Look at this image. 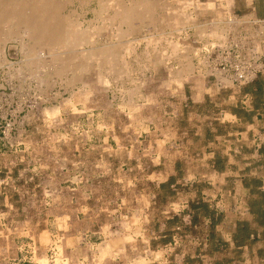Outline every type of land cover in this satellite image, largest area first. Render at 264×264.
I'll use <instances>...</instances> for the list:
<instances>
[{
	"label": "rangeland",
	"instance_id": "rangeland-1",
	"mask_svg": "<svg viewBox=\"0 0 264 264\" xmlns=\"http://www.w3.org/2000/svg\"><path fill=\"white\" fill-rule=\"evenodd\" d=\"M118 1L124 2L125 6L127 4L130 6L129 1L126 2L127 0H55L54 2L60 3L62 7L59 16H65L68 21H76L77 23H75L79 26L74 31L79 35L83 36L93 28L90 32L92 35L90 33H88L89 35L86 34L88 38H85L86 35L83 36L80 46L69 41V45L63 46L64 50L57 46L61 45L59 43L61 39H59L46 47L51 48L48 49L49 52H46L45 46H41L42 49L39 47L38 53L34 55L30 51V43L27 38L23 39L22 42L16 35L4 38L5 29L2 25L0 26V240H5L4 243L14 240L28 244L34 238H38L40 243L47 245L54 243V240L61 241L64 230L60 217L62 204L67 198L64 192L70 182L76 180L79 181L76 183L81 187L87 184L91 188L97 180L99 170L115 174H132L139 180V183L135 185L136 188H140L141 174L156 169V166L151 162H146V157H144L145 164L142 166L132 164L130 166L109 167L99 163V160L103 158L105 162L116 160L119 165L126 159L122 152L115 155L110 150H98L103 139H107V130L110 126L113 127L110 132H119L121 126L132 124L134 130L140 132V129L147 124V120L150 118L157 120L159 113H200L207 116L213 114V116H217L216 119L211 120V122L207 120L202 128L204 138L212 142L215 137L223 135L227 131L226 125L222 122L223 119L228 117H224V113H239L243 122H249L252 119L250 113H255L259 119L260 136L253 137L251 146L242 144L241 153L250 156L253 154V149L256 150L264 146V74L255 79L260 81V93L258 95L247 92L245 90L247 85L237 83H226L224 88L218 89L214 79L204 78V69H200L198 66L200 43H204V41H201L204 36L201 39L195 27L196 24L210 28L213 22H217L219 25L222 24L221 26L225 29V36L228 34L229 39L239 40L242 37H248L249 32L257 30V24L251 21H264V0H253L252 5L248 4L246 0H233L230 5H225L224 0H191L192 4L190 0H179L182 3L178 0V2L176 0H157L156 3L155 0H149V3L151 2L150 8L152 9L155 6L153 8H156V11L150 9L148 14H145V12L139 13L136 19L130 22L132 23L130 25L124 23L121 17L119 18L120 15L114 17L117 15L116 12L120 11L114 12L121 5ZM209 1H214L215 12L201 9L202 12L197 13V5ZM219 1L221 2L219 3ZM100 2L101 4H99ZM188 2L190 4L187 6ZM177 3L186 4L184 6L179 5L180 8L182 7V11ZM64 5L65 8H63ZM98 5H101V7H98ZM156 6H159V8ZM253 7L256 8L257 17L252 14ZM139 9L142 12V8ZM184 9L186 12L183 15L189 13L192 20L196 19L195 24L182 19ZM97 10L99 14H97ZM138 10H134L135 13ZM112 11L115 14H112ZM216 12H220V17L216 15ZM178 14H181V16ZM145 15L147 16L145 17ZM107 16L109 19L106 18ZM245 16L251 17L245 19ZM180 20L183 27L180 26L181 23L175 25V22L179 23ZM110 21L111 23L113 21L111 27L109 26ZM230 21L233 23H230ZM155 23L159 26H156ZM172 23H174V27ZM260 24L261 28H264L263 23ZM86 26L90 29L88 30ZM63 27L65 30L68 25L64 23ZM174 28H177V30ZM186 28L187 30H185ZM70 29L67 28V31H70ZM85 29L88 31L84 33ZM136 29L139 32L135 31ZM95 30H98L99 33ZM115 30L116 32H114ZM125 30L127 31L125 32ZM118 31L124 32L125 35L121 32L118 34ZM131 31L133 32L131 33ZM159 31L162 32V35ZM170 32L171 34H169ZM96 34H98V37ZM164 35L165 39L162 38ZM96 37L97 39H95ZM117 38L119 39L116 40ZM198 40L200 41L198 42ZM90 41L94 43L92 42V44ZM175 41L176 44H174ZM55 42L57 43L55 44ZM121 44H123V49ZM172 44L175 46L179 44V46H176L175 49ZM74 45L76 46L75 49L73 48ZM107 46L109 50L111 49L110 52H113L112 48H115L116 52L110 53L107 51ZM98 47L102 51H99L100 48ZM126 47L131 50L126 51ZM171 49L176 55L172 54ZM67 51L70 52H68V56ZM79 52H83L82 55L86 57L85 60L80 55L81 53L78 54ZM108 52L111 55L109 57V54L105 55ZM92 53H95V55H92ZM164 54L165 56L161 57ZM185 54L191 57L190 62L187 57L185 61L189 65L192 64V68L191 66L189 68L185 65L184 67L180 66L177 59ZM99 55L100 57H98ZM121 55L123 56L121 57ZM166 55H169L171 59L166 58ZM73 56L76 59H73ZM70 57L71 60H69ZM31 58H33V61H31ZM102 59L105 60L104 62L107 60L109 63L112 62V66L107 63L108 61L105 63L107 67L102 66L101 64L104 63ZM121 59L123 63L120 62ZM61 62L62 64H60ZM87 62L92 63H89V65ZM56 64L61 66L57 67ZM92 64H95L96 68ZM123 64H125L124 67L127 66L129 69H124ZM77 65L79 66L77 67ZM83 66L86 67H84L86 70ZM120 66L122 67L121 70H126H122L124 74L121 73ZM72 68L74 69L72 70ZM178 70L179 72H177ZM116 71L119 74H116ZM172 71L175 73L172 74ZM108 73H112V75ZM180 73L183 75L182 77L190 74V77L187 76L188 78L184 80L183 85L179 80L180 78L175 77ZM190 83H194L199 89L206 88L208 90L209 95L206 96L203 102L193 103L191 101ZM252 90L255 91V87ZM126 113H129V115L126 116ZM130 115L133 116L130 117ZM184 122H187V119ZM108 137L107 143L110 144L112 136ZM223 155L219 151L215 156L213 168L217 172H224L223 170L228 165ZM261 168L264 169V163ZM41 170L43 171L42 174ZM250 172H252L251 169L246 173L247 188L256 190L257 185L248 180L253 179ZM63 174L69 175L70 180L68 181L67 177L63 178ZM50 177L53 178L52 183L49 182L51 181L49 180ZM71 185L74 186L75 184ZM147 186L151 192L159 190L160 196L151 208L149 224L147 230L144 231L145 241L142 243L132 241L129 237L126 238L125 241L132 242L131 248H128L125 252L123 247H119L117 251L118 258L107 264H264V224H260L258 229L255 230V234H252L249 227L246 231H241L242 227L240 225L235 237L238 243L241 244V237L246 233L249 238L253 236L256 239L247 247H231L225 242L224 236L231 232L230 229H222V234L210 227L199 224L194 225L190 213H184L183 217L170 214L167 216L169 218L164 220L160 214V206L166 204L165 201L170 196L171 189L167 186L156 189L155 184L152 183ZM251 194H255L256 199L264 200L262 194ZM10 205L12 206L11 209L9 208ZM211 212L209 208H198L199 216L206 215L216 222L222 220V214ZM162 222L164 227H162ZM90 232L88 233L90 234ZM134 234H138V232L134 231ZM115 241L119 240L116 239ZM7 249L11 253V249L9 247ZM57 249L59 256L55 261H53L54 252L50 249L47 252V260L44 258L45 260L40 259V261L38 258H41L39 257L41 253H39L38 258L35 260L37 263L30 262L29 253L22 252L19 261L0 256V264H41L42 261L44 264H70L61 261L63 256L62 247L59 245ZM109 249V245L99 247L101 258L109 254Z\"/></svg>",
	"mask_w": 264,
	"mask_h": 264
},
{
	"label": "crops",
	"instance_id": "crops-1",
	"mask_svg": "<svg viewBox=\"0 0 264 264\" xmlns=\"http://www.w3.org/2000/svg\"><path fill=\"white\" fill-rule=\"evenodd\" d=\"M252 14L257 17L255 7L252 8ZM186 55L188 54L181 55L178 62L181 67L185 65L189 68L192 64L189 65L185 58L190 61L192 59ZM182 76H179V80L183 85L188 77ZM189 87L193 103H201L209 95L206 88L199 89L194 83H190ZM250 114L252 119L243 122L239 113H224V117L228 116L222 121L227 131L215 137L212 142L204 138L202 128L207 120L211 122L216 119L217 116L213 114L207 116L200 113H159V118L147 120L140 132L134 130L132 124L121 126L119 132H110L113 130L110 126L107 139H103L98 150H110L115 155L122 152L126 159L119 165L116 160L105 162L103 158L99 163L109 167L132 164L142 166L146 157V162H151L156 169L141 174L140 188H136L139 180L132 174H115L100 170L91 188L87 184L81 187L76 183L78 180L72 181L67 190L63 191L67 195L60 217L64 230L63 239L54 240L50 245L40 243L38 238L32 239L28 244L14 240L4 243L5 240H0V256L19 261L22 252H28L30 262L37 263L35 260L39 253V260H47V252L51 249L55 261L59 256L57 247L60 245L63 263H111L118 258L119 247H123L125 252L131 248L132 242L125 241L126 238L142 243L145 241L144 231L149 224L150 211L160 196L159 190H149V183L155 184L156 189L164 186L171 189L166 204L160 206V214L164 220H167L170 214L183 217L184 213H190L194 225L210 227L220 233L222 229H230L231 232L224 235L225 242L231 247H247L256 237L251 236L241 244L235 237L243 224L255 234L260 224L251 210V203L256 199L255 194L251 193L264 195V169L261 168L264 163V146L253 149L250 156L241 153L242 144L251 146L253 137L260 136L258 116L255 113ZM128 115L129 113H126V116ZM185 119L187 122H184ZM108 136H112L110 144L107 143ZM219 151L228 162L224 172H217L213 168L215 156ZM249 169L252 170L250 174L253 179L248 180L257 185L256 190L247 188L246 173ZM62 176L70 180L69 175ZM49 180L50 183L53 182V178L50 177ZM214 205L218 208L213 209ZM200 207L209 208L214 214H222V220L216 222L206 215L199 216ZM134 231L138 234H134ZM116 239L119 241H115ZM108 245L109 254L101 258L99 247ZM7 246L11 253L7 251Z\"/></svg>",
	"mask_w": 264,
	"mask_h": 264
},
{
	"label": "bare ground",
	"instance_id": "bare-ground-1",
	"mask_svg": "<svg viewBox=\"0 0 264 264\" xmlns=\"http://www.w3.org/2000/svg\"><path fill=\"white\" fill-rule=\"evenodd\" d=\"M55 1V0H54ZM53 0H0V26L2 25L3 26V29H5V32H4V38H10V37H12V36H17V37H19L20 38V41L22 42V40L23 39H25V38H27L28 39V42L30 43V51L34 54V55H36V53H38L37 51H38V48L40 47L41 48V46H45V48L47 47V46H49V45H51L54 41H57V40H59V39H61V41L59 40V43L61 44V45H57V46H60V48L62 49L63 48V46H66V44L67 45H69L68 44V42L69 41H72V42H70V43H74L75 45H77V46H80L81 45V41L83 40V36H85L86 34H88V33H90L91 31H92V29L93 28H91V30L90 31H88L89 29L87 28L88 26H86V28L88 29V30H86L85 29V31H84V33L86 32V31H88V33H83L84 35L82 36L81 34L79 35L76 31H74V29L76 28L77 29V27L79 26V25H77L74 21H68L67 19L68 18H65V16L63 17V15H61V16H59V13H60V10H62L61 8V4L60 3H55ZM61 1V0H60ZM64 1V0H63ZM72 1V0H71ZM74 1V0H73ZM86 1V0H85ZM96 1V0H95ZM99 1H101V0H99ZM116 1V0H115ZM129 1V5L130 6H128V4H127V6H125V3H124V5H123V3H121L120 1H118V2H120V4L121 5H119L118 7H117V9H115V11L114 12H116V11H119V12H116L117 13V15H115L114 17H116V16H118V15H120L119 16V18L121 17V19L124 21V23H127L128 25H130V24H132V23H130L131 21H134L135 19H136V17L138 16V14L139 13H143V12H145V14H148V12H150V6H151V2L149 3V0H127L126 2H128ZM150 1H153V0H150ZM156 1L157 0H155V3H156ZM179 1V0H178ZM177 0H176V2H178ZM181 1H183V0H181ZM181 1H179V2H181ZM184 1H187V0H184ZM189 1V0H188ZM218 1V0H217ZM247 1V3L248 4H250V5H252L251 3H252V1L253 0H246ZM83 2V1H82ZM82 2H81V4H82ZM88 2V1H87ZM98 2V1H97ZM105 2H107V1H105ZM111 2V1H110ZM114 2V1H113ZM113 2H112V6H113ZM158 2V1H157ZM221 1H219V3H220ZM224 2L226 3L225 5H230V4H232L233 3V0H224ZM69 4H70V2H68ZM74 3V2H73ZM115 3V2H114ZM182 3V2H181ZM190 3L192 4V2H191V0H190ZM189 2H188V4H187V6L190 4ZM86 4V3H85ZM99 4H101V2L99 3ZM103 4V3H102ZM107 4V3H106ZM116 5H117V3H115ZM115 4H114V6H115ZM153 4V3H152ZM159 4V3H158ZM158 4H156V5H158ZM163 4V3H162ZM166 4H170V3H166ZM178 4V3H177ZM184 4L185 3H183V5L182 4H178V7H179V5H181V6H184ZM195 4V3H194ZM218 4V3H217ZM67 5V4H66ZM153 5H155V4H153ZM161 5V4H160ZM176 5V4H175ZM186 5V4H185ZM221 5V4H220ZM87 6V5H86ZM101 7V5H98V7ZM109 6H111V5H109ZM145 6V7H144ZM192 6V5H191ZM80 7H81V5H80ZM103 7H104V4H103ZM103 7H102V9H103ZM153 7H155V6H153ZM152 7V9H153V11L156 9H154ZM156 7H158L159 8V6H156ZM164 7V6H163ZM169 7V6H168ZM176 7V6H175ZM196 7V6H195ZM63 8H65V5H64V7ZM108 8V7H107ZM115 8V7H114ZM139 8H142V12H141V9H139ZM165 8V7H164ZM180 8V7H179ZM188 8V7H187ZM187 8H185V9H187ZM200 8V9H199ZM217 8V7H216ZM97 9V8H96ZM99 9V8H98ZM105 9H106V7H105ZM113 9V8H112ZM139 9V10H138ZM151 9V10H152ZM167 9V8H166ZM181 9V11H182V7L180 8ZM179 9V10H180ZM185 9L183 10V12H182V16H181V14H178V15H180L181 17H182V19L184 20V21H186V22H191L192 24H195L194 23V21L196 20H192V16H190V14L188 13V15H183L184 14V12H186L185 11ZM201 9H206V11L207 10H209V11H213V12H215L214 10H215V4H214V1L212 2V1H209V2H206L205 4H199V6L197 5V13H201L202 12V10ZM74 10H76V9H74ZM134 10H138L137 11V13H135V11ZM159 10V9H158ZM162 10V9H161ZM176 10H177V8H176ZM226 10H228L227 8H226ZM109 11V10H108ZM156 11V10H155ZM173 11V10H172ZM174 11H175V9H174ZM76 12V11H75ZM83 12V11H82ZM99 11L97 10V14H99L98 13ZM104 12V11H103ZM160 12V11H159ZM162 12V11H161ZM192 12V11H191ZM227 12V11H226ZM106 13V12H105ZM105 13H104V15H105ZM110 13V12H109ZM153 13V12H152ZM175 13V12H174ZM181 13V12H180ZM74 14V13H73ZM112 14H115V13H113V11H112ZM160 14V13H159ZM220 14V12H216V15H219ZM65 15V14H64ZM76 15V14H75ZM107 15V14H106ZM111 15V14H110ZM154 15V14H153ZM153 15H152V18H153ZM158 15V14H157ZM177 15V14H176ZM228 15V14H227ZM77 16V15H76ZM147 15H145V17H146ZM179 16V17H180ZM97 17H98V15H97ZM99 17H101V16H99ZM112 17H113V15H112ZM156 17V16H155ZM154 17V18H155ZM161 17V16H160ZM218 17H220V15L218 16ZM251 16H245L244 18L245 19H249ZM72 18H73V16H72ZM78 18V17H77ZM76 18V19H77ZM105 18V17H104ZM107 19H109L108 18V16L106 17ZM105 18V19H106ZM231 18V17H230ZM99 19H101V18H99ZM113 19H115V18H113ZM147 19H149L148 17H147ZM175 19V18H174ZM179 19V18H178ZM178 19H176V20H178ZM181 19V20H182ZM73 20V19H72ZM104 20V19H103ZM115 20H117V19H115ZM158 20H159V18H158ZM173 20V19H172ZM181 20H180V22L179 23H176L175 22V25H179L180 23V26L181 27H183L182 25V22H181ZM221 20V19H220ZM231 20V19H230ZM101 21V20H100ZM107 21V20H106ZM109 21V20H108ZM120 21V20H119ZM118 21V22H119ZM122 21V22H123ZM153 21V20H152ZM152 21H151V23H152ZM160 21V20H159ZM162 21H163V19H162ZM103 22V21H102ZM101 22V23H102ZM115 22V21H114ZM117 22V23H118ZM121 22V23H122ZM171 22V21H170ZM185 22V23H186ZM213 22V21H212ZM65 23V25H68V27L67 28H71L70 29V31H67V28H65V30L63 29L64 27H63V24ZM67 23V24H66ZM107 23V22H106ZM109 23V22H108ZM112 23H113V21H112ZM112 23H111V21H110V24H109V26L111 25L112 26ZM148 23V22H147ZM156 23H157V21H156ZM156 23H155V25H156ZM220 23H222L221 21H220ZM224 23V22H223ZM230 23H233L232 21H230ZM78 24H80V23H78ZM85 24V23H84ZM91 24V23H90ZM90 24H88V25H90ZM104 24V23H103ZM123 24V23H122ZM127 24H125V25H127ZM135 24V23H134ZM142 24V23H141ZM160 24H162V23H160ZM171 24V23H170ZM173 24V27H174V23H172ZM189 24V23H188ZM199 24V23H198ZM208 24V23H207ZM100 25V24H99ZM145 25H149V24H145ZM153 25V24H152ZM151 25V26H152ZM165 25V24H164ZM186 25V24H185ZM203 25V24H202ZM222 25V24H221ZM221 25H219V24H217V22H213L212 23V25H211V27L210 28H207L205 25L204 26H201V25H196L195 24V27H196V30H197V33H198V36H201V39H202V37L204 36H209V37H212V38H216V39H221V40H225L226 39V36H225V29H224V27H222ZM104 26H105V24H104ZM110 26V27H111ZM117 26V25H116ZM120 26H121V24H120ZM124 26V25H123ZM142 26V25H141ZM146 26V28H148ZM156 26H159V25H156ZM166 26V25H165ZM187 26V25H186ZM185 26V27H186ZM93 27H95V26H93ZM101 27V26H100ZM99 27V28H100ZM118 27H119V25H118ZM128 27V26H127ZM138 27V26H137ZM140 27V26H139ZM138 27V28H139ZM143 27V26H142ZM153 27H155V26H153ZM229 27V26H228ZM230 27H231V25H230ZM83 28H85V27H83ZM106 28H107V26H106ZM114 28H116V27H114ZM120 28V27H119ZM124 28V27H123ZM129 28V27H128ZM130 28H132V29H134L133 27H130ZM136 28V27H135ZM144 28V27H143ZM159 28V27H158ZM190 28V27H189ZM75 29V30H76ZM96 29V28H95ZM154 30H155V28H153ZM157 29V28H156ZM174 29H176L177 30V28H174ZM263 30H264V28H262ZM111 30V29H110ZM110 30H108V31H110ZM121 30V29H120ZM128 30V29H127ZM127 30H125V32L127 31ZM165 30V29H164ZM176 30H175V32H176ZM185 30H187V28L185 29ZM95 31H97V33H99L98 32V30H95ZM100 31V30H99ZM103 31H104V29H103ZM135 31H137V29L135 30ZM160 31H161V29H160ZM160 31H159V33H160ZM174 31V30H173ZM246 31V30H245ZM106 32H107V30H106ZM114 32H116V30L114 31ZM121 33H122V31H120ZM119 31H118V34L120 33ZM130 32V31H129ZM128 32V33H129ZM133 31H131V33H132ZM137 32H139V31H137ZM172 32V31H171ZM171 32L169 33V34H171ZM179 32H181L180 30H179ZM185 32V31H184ZM227 32V31H226ZM2 33V32H1ZM128 33H126V34H128ZM177 33H178V31H177ZM91 35H92V33H90ZM94 34V33H93ZM122 34H124V32L122 33ZM161 35H162V32L160 33ZM165 34V33H164ZM167 34V33H166ZM174 34H176V33H174ZM186 34H187V31H186ZM89 35V34H88ZM88 35H86L85 36V38L88 36ZM97 35V37H98V34H96ZM125 35V34H124ZM123 35V36H124ZM133 35V34H132ZM154 35V34H153ZM177 35V34H176ZM188 35V34H187ZM2 36V35H1ZM95 36V35H94ZM110 36H111V34H110ZM116 36V35H115ZM123 36H122V38H123ZM127 36H129V35H127ZM126 36V37H127ZM239 36V35H238ZM3 37V36H2ZM1 37V38H2ZM90 37V36H89ZM97 37L95 38V39H97ZM113 37V36H112ZM111 37V38H112ZM117 37H118V35H117ZM160 37V36H159ZM164 37V39H165V35L164 36H162V38ZM167 37H169V36H167ZM16 38V37H15ZM88 38V37H87ZM92 38H94L93 36H92ZM18 39V38H17ZM26 39V40H27ZM119 38H117L116 40H118ZM120 39H121V37H120ZM124 39V38H123ZM160 39V38H159ZM170 39V38H169ZM199 39V38H198ZM7 40V39H6ZM25 40V41H26ZM93 40V39H92ZM125 40V39H124ZM144 40V39H143ZM167 40V39H166ZM94 41V40H93ZM92 41V42H93ZM120 41V40H119ZM122 41V40H121ZM156 41V40H155ZM170 41V40H169ZM174 41V40H173ZM177 41V40H176ZM176 41H175V43L174 44H176ZM91 42V41H90ZM91 42V43H92ZM117 42V41H116ZM116 42H115V44H116ZM24 43V42H23ZM57 42H55V44H56ZM87 43V42H86ZM85 43V44H86ZM89 43V42H88ZM94 43V42H93ZM92 43V44H93ZM121 43V42H120ZM122 43H124V42H122ZM126 43V42H125ZM168 43V42H167ZM83 44V43H82ZM84 44V45H85ZM114 44V45H115ZM119 44V43H118ZM128 44V43H127ZM126 44V45H127ZM174 44H172V45H174ZM204 44V43H203ZM72 45V44H71ZM73 46V48L75 49V47L76 46ZM89 45H91V44H89ZM107 45V44H106ZM106 45H104V46H106ZM112 45V44H111ZM122 45L123 44H121V48H122ZM170 45V44H169ZM171 45V46H172ZM109 46V45H108ZM107 46V49L109 48ZM125 46V45H124ZM131 46V45H130ZM176 46H179V44H177ZM176 46L174 45V47L173 48H175L176 49ZM91 47V46H90ZM113 47V46H112ZM118 47V46H117ZM120 47V46H119ZM186 47V46H185ZM22 48V47H21ZM50 48V47H49ZM49 48H46L47 49V51L46 52H49L48 51V49ZM56 48V47H55ZM59 48V49H60ZM80 48V47H79ZM98 48H100V47H98ZM127 49H126V51L129 49V51L131 50L130 48H128V47H126ZM132 48V47H131ZM177 48H179V47H177ZM4 49V48H3ZM42 49V48H41ZM45 49V50H46ZM51 49V48H50ZM65 49H66V47H65ZM71 49V48H70ZM83 49V48H82ZM105 49H106V47H105ZM104 48H103V50H105ZM119 49V48H118ZM123 49V48H122ZM55 50V49H54ZM63 50H64V48H63ZM102 51V49L100 48L99 49V51ZM164 50V49H163ZM167 50V49H166ZM172 50V54L174 53L173 52V49H171ZM170 50V51H171ZM44 51V50H43ZM43 51H42V53H43ZM51 51V50H50ZM70 51V50H69ZM69 51H67L66 53H67V56H68V54L70 53ZM84 51V50H83ZM86 51V50H85ZM84 51V52H85ZM98 51V52H99ZM107 51H111V49L109 50H107ZM106 51V52H107ZM112 51L114 52H116V50H115V48H112ZM59 52V51H58ZM69 52V53H68ZM88 52V51H87ZM93 52H94V50H93ZM105 52V53H106ZM109 52L107 53V54H105V55H108L109 54ZM113 52H110V53H113ZM168 52V51H167ZM176 52V51H175ZM183 52V51H182ZM31 53V55L33 56V54ZM45 53V52H44ZM52 53V52H51ZM65 53V52H64ZM65 53V54H66ZM81 53V54H80ZM82 53L83 52H79L78 54H80V55H82ZM95 53H97V52H95ZM95 53H92V55H95ZM118 53V52H117ZM116 53V54H117ZM163 53H165V52H163ZM179 53V52H178ZM46 54H48V53H46ZM45 54V55H46ZM58 54V53H57ZM73 54V53H72ZM76 54V53H75ZM74 54V55H75ZM99 54V53H98ZM102 54V53H101ZM103 54H104V52H103ZM123 54V53H122ZM159 55L161 54V53H158ZM158 54H157V56H158ZM166 54V53H165ZM165 54L164 55H161V57L162 56H165ZM167 54H169V53H167ZM175 55H176V53H174ZM190 54H191V52H190ZM193 54V53H192ZM86 55V54H85ZM105 55H103V56H105ZM119 55H120V53H119ZM119 55H117V57L119 56ZM170 55H171V53H170ZM37 56H39V55H37ZM49 56V55H48ZM53 56V55H52ZM51 56V57H52ZM59 56H60V53H59ZM61 56H62V53H61ZM71 56V55H70ZM84 55H82V57H83ZM102 56V55H101ZM109 56H111L110 54L108 55V57ZM123 55H121V57H122ZM149 56V55H148ZM172 56V55H171ZM44 57H46V56H44ZM77 57V56H76ZM91 57V56H90ZM95 57V56H94ZM93 57V58H94ZM97 57V56H96ZM98 57H100V55L98 56ZM170 58V56L169 55H166V58ZM174 57V56H173ZM181 57V56H180ZM37 58V57H36ZM42 58V57H41ZM75 57L73 56V59H74ZM81 58V57H80ZM85 58L86 57H83V60H85ZM104 58V57H103ZM106 58V57H105ZM119 58V57H118ZM158 58V57H157ZM164 58V57H163ZM191 58V57H190ZM45 59V58H44ZM49 59V58H48ZM55 59V58H54ZM72 59V60H73ZM76 59V58H75ZM78 59V58H77ZM107 59V58H106ZM120 59V58H119ZM124 59V58H123ZM159 59H161L160 57H159ZM171 59V58H170ZM186 59V58H185ZM188 59V58H187ZM69 60H71V57L69 58ZM80 60V59H79ZM79 60H78V64H79ZM89 60H91V58H89ZM97 60V59H96ZM101 60V59H100ZM157 60V59H156ZM178 60V59H177ZM31 61H33V58H31ZM60 61V60H59ZM68 61V60H67ZM76 61V60H75ZM87 61H88V58H87ZM94 61V60H93ZM92 61V62H93ZM102 61H103V59H102ZM105 61V60H104ZM103 61V62H104ZM108 61V60H107ZM106 61V62H107ZM116 61V60H115ZM114 61V62H115ZM123 60L121 59V61L120 62H122ZM159 61V60H158ZM188 61H190V60H188ZM37 62V61H36ZM55 62H57V61H55ZM63 62H64V64H65V61L63 60ZM72 62V61H71ZM92 62H87V64H89V63H92ZM98 62H99V59H98ZM106 62H104L103 64H101L102 66H106ZM163 62H164V60H163ZM166 62H167V60H166ZM182 62H183V60H182ZM181 62V63H182ZM38 63V62H37ZM76 63V62H75ZM85 63H86V61H85ZM100 63H102V62H100ZM107 63H109V61L107 62ZM112 63V62H111ZM111 63H109L110 65H111ZM118 63V62H117ZM123 63V62H122ZM161 63V62H160ZM184 63V62H183ZM182 63V64H183ZM188 63V62H187ZM36 64V63H35ZM60 64H62V62L60 63ZM63 64V65H64ZM84 64V63H83ZM87 64H84V65H87ZM109 64H107V65H109ZM114 64V63H113ZM185 64V63H184ZM183 64V65H184ZM191 64V63H190ZM55 65V64H54ZM68 65V64H67ZM70 65H71V63H70ZM69 65V66H70ZM73 65V64H72ZM90 65V64H89ZM95 64H92V66H94ZM101 65H99V66H101ZM115 65V64H114ZM113 65V66H114ZM118 65V64H117ZM124 65L125 64H123L122 66L124 67ZM130 65V64H129ZM179 65V64H178ZM31 66V65H30ZM56 66H57V64H56ZM59 66H61V65H58L57 67H59ZM79 65H77V67H78ZM97 66V65H96ZM104 66V67H105ZM112 66V65H111ZM110 66V67H111ZM194 66V65H193ZM73 67V66H72ZM85 66H83V68H84ZM95 67V66H94ZM103 67V68H104ZM107 67V66H106ZM65 68H66V66H65ZM65 68H64V70H65ZM70 69H71V66L69 67ZM86 68V67H85ZM84 68V69H85ZM96 68V67H95ZM99 68V67H98ZM102 68V67H101ZM108 68H109V66H108ZM117 68V67H116ZM119 68V67H118ZM121 66H120V70H121ZM127 68V66H125L124 67V69H126ZM175 68V67H174ZM177 68H178V66H177ZM176 68V69H177ZM55 69H58V68H55ZM60 69V68H59ZM74 68H72V70H73ZM80 69V68H79ZM81 69H82V65H81ZM80 69V70H81ZM84 69H83V72H84ZM115 69V68H114ZM119 69H118V72H119ZM124 69H122V70H124ZM127 69H129V68H127ZM170 69V68H169ZM172 69V68H171ZM170 69V70H171ZM180 69V68H179ZM51 70V69H50ZM77 70V69H76ZM86 70V69H85ZM89 70V69H88ZM98 70V69H97ZM100 70H105V69H100ZM111 70H112V67H111ZM116 70V69H115ZM122 70H121V73L122 74H124V71H126V70H124L123 72H122ZM188 70V69H187ZM56 71V70H55ZM61 71V70H60ZM109 71H110V69H109ZM113 71V70H112ZM128 71V70H127ZM186 71V70H185ZM63 72H65V71H63ZM73 72V71H72ZM71 72V73H72ZM80 72H82V71H80ZM111 72V71H110ZM117 71L115 72L116 74H119ZM177 72H179V70L177 71ZM182 72V71H181ZM189 72V71H188ZM58 73V72H57ZM78 73H79V70H78ZM105 73V72H104ZM175 73V72H174ZM173 73V71H172V74H174ZM187 73V72H186ZM185 73V74H186ZM54 74V73H53ZM55 74H56V72H55ZM60 74V73H59ZM75 74V73H74ZM76 74H77V72H76ZM81 74V73H80ZM103 74V73H102ZM108 74H110V73H108ZM122 74H120V75H122ZM177 74V73H176ZM110 75H112V73L110 74ZM119 75V76H120ZM180 75H181V73H180ZM179 74H178V76H175V77H179L180 76ZM75 76H77V75H75ZM170 76V75H169ZM185 76V75H184ZM189 76V75H188ZM30 77V76H29ZM111 77H113V76H111ZM187 77V76H186ZM170 78H172V77H170ZM178 79V78H177ZM104 80V79H103ZM171 80V79H170ZM173 80H175V79H173ZM105 81H107V80H105ZM104 82V81H103ZM141 85V84H140ZM119 90V89H118ZM122 95V94H121ZM56 109V108H55ZM41 264H44V262L42 261L41 262Z\"/></svg>",
	"mask_w": 264,
	"mask_h": 264
},
{
	"label": "built area",
	"instance_id": "built-area-1",
	"mask_svg": "<svg viewBox=\"0 0 264 264\" xmlns=\"http://www.w3.org/2000/svg\"><path fill=\"white\" fill-rule=\"evenodd\" d=\"M251 22L257 24V30L249 32L248 37L233 40L227 34L224 41L209 36L201 40L204 44L200 43L198 66L204 69V78L214 79L218 89L226 83L248 85L264 74V30L260 24L264 21Z\"/></svg>",
	"mask_w": 264,
	"mask_h": 264
},
{
	"label": "trees",
	"instance_id": "trees-1",
	"mask_svg": "<svg viewBox=\"0 0 264 264\" xmlns=\"http://www.w3.org/2000/svg\"><path fill=\"white\" fill-rule=\"evenodd\" d=\"M255 87V91L252 88ZM247 92H250L252 95H258L260 93V81L259 79L254 80L252 83L248 84L245 88ZM251 210H253L256 220L259 224H264V200L255 199L252 201ZM247 227L245 224L242 225L241 231H246ZM239 231V230H238ZM249 238V235H242L241 243L245 242Z\"/></svg>",
	"mask_w": 264,
	"mask_h": 264
}]
</instances>
